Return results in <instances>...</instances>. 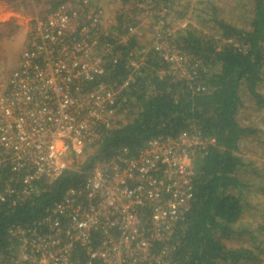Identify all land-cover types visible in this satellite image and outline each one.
Instances as JSON below:
<instances>
[{
  "label": "built area",
  "instance_id": "obj_1",
  "mask_svg": "<svg viewBox=\"0 0 264 264\" xmlns=\"http://www.w3.org/2000/svg\"><path fill=\"white\" fill-rule=\"evenodd\" d=\"M164 13H154L153 41L140 49L137 66L153 50L166 65L161 74L199 91L203 63L170 49ZM103 17L92 0H67L33 21L19 67L0 81V168L23 175L21 192L7 184L0 202L12 199L15 206L33 195V181L58 176L116 123L117 98L134 82L131 76L116 89H81L103 74L112 47L138 36L139 28L104 31ZM100 35L115 44L99 45ZM214 144L190 130L153 138L134 157L117 151L43 217L28 228H12L16 246L10 255L19 264H79V255L83 264H173L175 229L191 203L195 160Z\"/></svg>",
  "mask_w": 264,
  "mask_h": 264
},
{
  "label": "trees",
  "instance_id": "obj_2",
  "mask_svg": "<svg viewBox=\"0 0 264 264\" xmlns=\"http://www.w3.org/2000/svg\"><path fill=\"white\" fill-rule=\"evenodd\" d=\"M65 1L52 4L51 9ZM114 1L131 6L130 13H123L116 19L114 30L119 33L138 27L132 14L135 9L143 11V3L149 7L147 13L153 7L149 18L154 27L157 20L154 13L165 10V28L167 18L179 4V0ZM202 5V1H197L189 12L186 3L184 11L189 18L177 13L183 25L178 26L172 38L167 37L177 49L202 61L203 67L198 72L199 91L161 74L166 65L159 64L160 58L153 50H149L137 66L140 49L149 47L148 41L152 42V37L147 43L138 44L137 36H132L126 43L113 46L111 54L104 56L103 74L84 82L81 91L92 92L98 90L99 85L116 89L131 76L134 82L122 89L117 98L116 123L103 131L97 143L84 149V159L77 167L74 164L50 180L33 181L31 184L36 187V192L15 206L11 204L12 199L0 202V258L9 254L8 248L16 246L10 233L12 228H28L33 221L43 217L53 203L60 202L67 189L81 188L86 174L97 162L110 161L121 149H127L128 155L134 157L153 138L175 137L181 131L194 129L203 137L213 138L215 144L203 157L195 160L192 199L183 222L175 229L176 248L172 263L262 262L264 234L255 238L252 231L243 228H251V225L249 221L243 225L242 218L243 213L255 210L258 205L249 202L250 193L264 195V169L261 167L260 172L254 164H245L240 147L249 139L264 136V93L260 88L264 84V0H243L244 10L240 16L246 27L222 17L216 5L207 13L203 12ZM203 25L210 28L206 33L200 28ZM154 34L153 28L151 36ZM98 43L103 47L115 44L102 35ZM245 98L255 111L252 116L259 117V126L238 117ZM248 171L251 175L249 183L244 178ZM22 176L21 171L13 173L11 167H1L0 190L8 184L12 190L21 192ZM253 179L260 183H254ZM262 218V225H256L257 232L264 231V216ZM240 237H248L250 246L228 249L224 245L225 241ZM79 261L83 264L82 255H79Z\"/></svg>",
  "mask_w": 264,
  "mask_h": 264
},
{
  "label": "rangeland",
  "instance_id": "obj_3",
  "mask_svg": "<svg viewBox=\"0 0 264 264\" xmlns=\"http://www.w3.org/2000/svg\"><path fill=\"white\" fill-rule=\"evenodd\" d=\"M4 3V8L10 10V12L15 13V16H11L8 20L0 22V81L6 79L12 71L19 67L21 62V54L24 49L27 47L28 33L29 29L32 26V23L35 19H39L48 14V11H51L52 4L58 3L61 0H2ZM43 2V3H40ZM68 1H78V0H68ZM93 4L97 7H101L103 9L104 17H103V30L105 31L107 28L111 29L112 26L116 25V19L119 15L123 13H130L131 6L130 5H120L114 0H92ZM197 1L203 2V8L205 10L203 12L207 13L208 9L213 5L220 8L219 14L222 17L229 19L228 21L232 23H236L237 26L240 23L246 27V23L241 19L240 13L244 10L243 8V0H179L178 6L174 8L172 15H169L167 18L168 25L166 26V35L168 34L169 39L174 36L176 33L178 26L183 25V22L179 20V16L177 13L185 14L184 7L186 3H188V11L191 12V8L196 6ZM34 4H33V3ZM137 2V1H136ZM219 3V5H217ZM44 4V5H43ZM134 6V5H133ZM132 6V9H133ZM143 11H139L135 9L134 14H132V19L136 20L139 27V35L137 36V43L144 44L147 43V40L151 38V31L153 29V22L149 18V14L152 16V11L149 9L147 13V7L145 3H143ZM235 6V7H233ZM150 8H153L152 6ZM222 8V9H221ZM236 10H233L235 9ZM51 9V10H50ZM139 9V8H138ZM246 13V11H245ZM189 18V14H185V19ZM225 19V20H227ZM155 20V19H154ZM156 22V20H155ZM194 25H196L194 23ZM200 28L206 33L210 28L207 25H203ZM173 35H172V34ZM169 47L173 51L181 52L187 57H192L191 55H187L185 52L177 49L172 40L169 41ZM149 43V42H148ZM261 92L264 93V84L261 85ZM244 108L240 112V118L244 120H248L249 118L254 120V124L257 125L258 119L257 116L253 117L252 113H254V109L250 107L249 101L244 99ZM249 113V114H248ZM262 117V116H261ZM123 121V116L120 117ZM260 125V122L257 126ZM264 129V126H263ZM194 130V129H193ZM241 152L244 153V161L245 164L252 163L253 166L257 167V169L262 172L261 167L264 169V136L259 137L258 139H249L243 143V147L241 144L240 147ZM84 159L83 154L77 158L71 157L68 160V168H71L74 164V167H77ZM247 179V183L250 182L251 175L249 171L245 175ZM253 182L258 184L260 180L253 179ZM249 202L252 204H258L256 206V211L249 209L246 213H243V225L248 224V221L251 225V228H247L252 231L255 238H259V236L264 234L263 232H257L256 229L258 225H262L264 216V195H253L250 193ZM224 245L228 249H237L240 247H248L250 246V239L248 237H240L239 239H231L224 242ZM264 249V244L263 247ZM11 252V248H8ZM3 258H0V264H19L21 261H16V258H13L11 253ZM244 264V263H240ZM260 264H264V256L262 257V262Z\"/></svg>",
  "mask_w": 264,
  "mask_h": 264
},
{
  "label": "crops",
  "instance_id": "obj_4",
  "mask_svg": "<svg viewBox=\"0 0 264 264\" xmlns=\"http://www.w3.org/2000/svg\"><path fill=\"white\" fill-rule=\"evenodd\" d=\"M4 2L2 1V0H0V22H3V21H6V20H8V18L9 17H11V16H15L16 14L15 13H12V12H10V10H8V9H6V8H4V4H3ZM1 24V23H0ZM240 112H242V111H239L238 112V117H240ZM249 114V113H248ZM255 113H252V115H254ZM241 121H246V120H244L243 118H241L240 119ZM249 121H252V122H254V120H252V119H249ZM242 123V122H241ZM244 123V122H243Z\"/></svg>",
  "mask_w": 264,
  "mask_h": 264
}]
</instances>
